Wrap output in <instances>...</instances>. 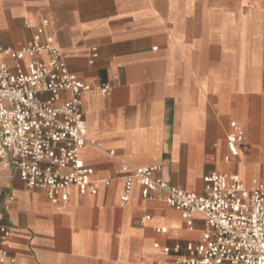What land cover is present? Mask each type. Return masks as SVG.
Segmentation results:
<instances>
[{
    "label": "crops",
    "instance_id": "obj_1",
    "mask_svg": "<svg viewBox=\"0 0 264 264\" xmlns=\"http://www.w3.org/2000/svg\"><path fill=\"white\" fill-rule=\"evenodd\" d=\"M212 7L209 0H0L3 47H25L36 26L46 20V34L69 72L93 89L104 82L112 87L107 97L92 91L81 98L87 137L93 142L83 148L81 159L93 172L95 195L80 196L72 189L66 202L52 203L43 192L27 190L12 169L2 175L3 198L14 194L2 214V224L12 231L4 264H179L177 259L186 256L183 248L178 255L164 254L153 244L171 249L200 242V215L187 221L163 202L143 200L137 184L125 207L118 201L124 168L156 165L164 181L202 192L204 174L197 160L203 146L219 135L213 119L207 121L212 111L208 98L221 99L212 87L225 86L232 96L244 92L238 79L217 84L211 69L262 66L264 50L256 33L253 57L244 64L242 22H235L236 30L228 17L214 25ZM258 13L254 9L255 18ZM92 48L98 58L90 65ZM242 116L250 136L253 119ZM260 129L256 138L262 140ZM245 141L239 145V162L226 164L222 158L224 172L214 171L247 182L253 168L240 161ZM182 159L186 167L181 170ZM157 228L166 234H156Z\"/></svg>",
    "mask_w": 264,
    "mask_h": 264
},
{
    "label": "built area",
    "instance_id": "obj_2",
    "mask_svg": "<svg viewBox=\"0 0 264 264\" xmlns=\"http://www.w3.org/2000/svg\"><path fill=\"white\" fill-rule=\"evenodd\" d=\"M25 26L30 24L25 22ZM46 27L47 21L42 20L20 50L0 43V166L12 169L27 190L41 191L56 203L66 202L72 189L80 196L97 193L93 172L81 159L83 148L93 144L87 137L81 98L92 91L107 97L112 87L104 82L93 89L69 72ZM97 58V49L92 48L89 64ZM63 93L69 97L64 99ZM229 128L226 164L239 157L244 140L236 122ZM134 184L143 200L163 202L184 220L193 214L202 217L200 242L171 249L153 244L164 254L178 255L183 248L186 256L177 263L264 264V177L251 178L246 184L235 174L208 172L197 194L164 181L159 166L124 168L119 207L129 202ZM13 199L10 192L5 200L0 188V264L8 259L7 242L12 234L2 224V214ZM155 233L166 234V230L157 228Z\"/></svg>",
    "mask_w": 264,
    "mask_h": 264
},
{
    "label": "rangeland",
    "instance_id": "obj_3",
    "mask_svg": "<svg viewBox=\"0 0 264 264\" xmlns=\"http://www.w3.org/2000/svg\"><path fill=\"white\" fill-rule=\"evenodd\" d=\"M214 3L211 8L214 16V25L221 23L228 17L232 24V29L236 30L238 23L241 21V30L245 33L244 48L240 54V60L244 64H248L253 57L252 42L256 33L261 36V42L264 41V0H209ZM218 2H221L220 5ZM254 9H258L259 15L255 18L253 15ZM222 11V12H221ZM223 14H221V13ZM258 31H255V25L259 26ZM263 45V43H262ZM262 66H213L211 69L212 76L217 80V84L221 82H232L239 80L242 83L244 92L239 96H232L226 92L228 88L225 86H213L214 94L221 95L218 100L216 96L208 98L207 104L212 108L211 112H207L210 118H207L209 124L213 119L214 129L218 131V136H214L212 143L204 145L200 156L197 160V167L201 170V176L212 171H222V158L225 154L226 133L229 130L231 122H237L242 129L244 138H246L245 157L241 158L248 168H253L250 173L246 175V180L251 178L264 177V50L260 55ZM207 66H197L198 70L206 69ZM215 82V83H216ZM221 106L222 112L218 109ZM247 114L252 119H257L262 126L260 129L261 139H250L246 134V129L242 121V115ZM205 120V112L202 113ZM229 132V131H228ZM219 140V143L216 142ZM239 162V160H236ZM195 165V161L192 163ZM181 170L186 167V162L182 159L180 162ZM236 166V165H235ZM190 167H192L190 165ZM196 167V165L194 166ZM193 168V167H192ZM6 172L0 166V180L2 175ZM224 172V171H222ZM231 169L226 171L230 173ZM234 172V171H233ZM201 182V181H200Z\"/></svg>",
    "mask_w": 264,
    "mask_h": 264
},
{
    "label": "bare ground",
    "instance_id": "obj_4",
    "mask_svg": "<svg viewBox=\"0 0 264 264\" xmlns=\"http://www.w3.org/2000/svg\"><path fill=\"white\" fill-rule=\"evenodd\" d=\"M255 11H256V9H255ZM245 114V113H244ZM246 116H247V114H245ZM247 117H249V116H247ZM260 123H259V121L257 120V119H253V121H252V125H251V127H250V129L252 130V131H250L252 134L250 135V136H248L250 139H257L256 138V135H258V134H256V131L258 130V129H260ZM259 131V130H258ZM254 133H255V135H254ZM246 184H248V181L247 182H245Z\"/></svg>",
    "mask_w": 264,
    "mask_h": 264
}]
</instances>
